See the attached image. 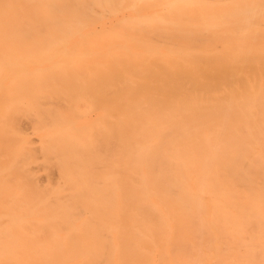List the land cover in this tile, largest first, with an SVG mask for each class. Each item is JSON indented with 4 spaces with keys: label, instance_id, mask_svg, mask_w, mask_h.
Returning a JSON list of instances; mask_svg holds the SVG:
<instances>
[{
    "label": "bare ground",
    "instance_id": "6f19581e",
    "mask_svg": "<svg viewBox=\"0 0 264 264\" xmlns=\"http://www.w3.org/2000/svg\"><path fill=\"white\" fill-rule=\"evenodd\" d=\"M0 264H264V0H0Z\"/></svg>",
    "mask_w": 264,
    "mask_h": 264
}]
</instances>
